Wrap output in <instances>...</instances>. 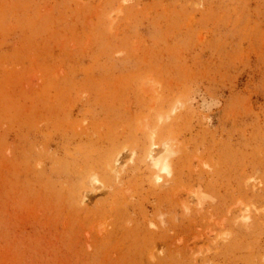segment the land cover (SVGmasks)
Wrapping results in <instances>:
<instances>
[{
	"label": "rangeland",
	"instance_id": "374dc122",
	"mask_svg": "<svg viewBox=\"0 0 264 264\" xmlns=\"http://www.w3.org/2000/svg\"><path fill=\"white\" fill-rule=\"evenodd\" d=\"M0 264H264V0H0Z\"/></svg>",
	"mask_w": 264,
	"mask_h": 264
},
{
	"label": "bare ground",
	"instance_id": "6f19581e",
	"mask_svg": "<svg viewBox=\"0 0 264 264\" xmlns=\"http://www.w3.org/2000/svg\"><path fill=\"white\" fill-rule=\"evenodd\" d=\"M203 106H205V104L203 105ZM172 110H173V108H172ZM163 116V115H162ZM153 133V132H152ZM152 136H153V134H152ZM151 136V137H152ZM152 139V138H151ZM154 140H155V138H154ZM152 141V140H151ZM164 144H166V143H164ZM152 145L153 144H151V146L149 147V149H148V152H147V154H146V159H147V161H148V163L150 164V166L152 167V169H153V172L155 173V178H156V180H159L160 178H161V175L160 174H162V173H169V172H172L170 169H171V163H169V160H170V158H169V155H170V153H169V149H167V147H166V145H164V148H162L163 149V152H159V151H157V152H155L156 150H154L153 148H152ZM163 146V145H162ZM162 151V150H161ZM118 154H121V153H118ZM122 157V156H121ZM120 158L118 157H113V160H112V162H111V164L109 163L107 166L110 168V169H112L113 170V172H117L119 169L117 168V166H119L118 165V162L120 161L119 160ZM169 159V160H168ZM123 163V162H122ZM119 164H120V162H119ZM121 165V164H120ZM121 167V166H120ZM118 170H117V169ZM173 169V168H172ZM96 175V174H95ZM97 176V175H96ZM167 176H169V174H167ZM87 184H88V186L89 187H91V188H95V186L96 185H98L99 184V181H98V179L95 177V176H90L89 178H88V182H87ZM102 186V185H101ZM194 196V195H193ZM83 198H85V195H83L82 196V199ZM237 202V201H236ZM245 212H246V210H245ZM242 217L244 218V220L246 221V219H248L249 218V215L247 216V215H242ZM242 217H241V219H242ZM249 220V219H248Z\"/></svg>",
	"mask_w": 264,
	"mask_h": 264
}]
</instances>
